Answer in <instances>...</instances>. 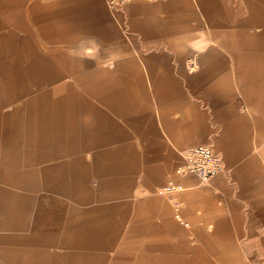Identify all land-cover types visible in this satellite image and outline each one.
Returning <instances> with one entry per match:
<instances>
[{"label": "crops", "instance_id": "obj_1", "mask_svg": "<svg viewBox=\"0 0 264 264\" xmlns=\"http://www.w3.org/2000/svg\"><path fill=\"white\" fill-rule=\"evenodd\" d=\"M0 264H264V0H0Z\"/></svg>", "mask_w": 264, "mask_h": 264}, {"label": "built area", "instance_id": "obj_2", "mask_svg": "<svg viewBox=\"0 0 264 264\" xmlns=\"http://www.w3.org/2000/svg\"><path fill=\"white\" fill-rule=\"evenodd\" d=\"M129 0H107L112 10H118L121 5ZM184 163L178 168L181 176H197L201 183H207L208 179L223 169L221 156L211 146L194 145L183 153ZM183 189L182 184L167 183L157 189V194L165 196L171 192Z\"/></svg>", "mask_w": 264, "mask_h": 264}]
</instances>
